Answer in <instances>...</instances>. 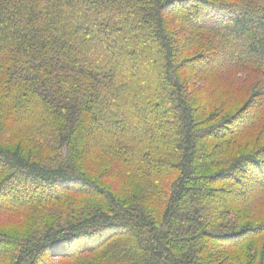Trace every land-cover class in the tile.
Masks as SVG:
<instances>
[{
    "label": "trees",
    "instance_id": "obj_1",
    "mask_svg": "<svg viewBox=\"0 0 264 264\" xmlns=\"http://www.w3.org/2000/svg\"><path fill=\"white\" fill-rule=\"evenodd\" d=\"M262 202L264 0H0V264H264Z\"/></svg>",
    "mask_w": 264,
    "mask_h": 264
},
{
    "label": "rangeland",
    "instance_id": "obj_2",
    "mask_svg": "<svg viewBox=\"0 0 264 264\" xmlns=\"http://www.w3.org/2000/svg\"><path fill=\"white\" fill-rule=\"evenodd\" d=\"M190 4L188 3V4H186V5H183L185 8H187L188 6H189ZM190 7V6H189ZM229 53V55H230V53H232L231 51H229V49L228 50H225L224 52H223V55L224 54H228ZM238 104H239V102H237V104H235V107L236 106H238ZM210 106L212 105V104H209ZM248 113V111L246 112V114ZM254 133V135H256L257 134V132L256 131H253ZM250 142H252V141H250ZM241 146H242V143H241ZM108 181H113L112 179H108ZM33 185H30V186H28L27 187V190L29 189V188H31ZM15 188H12L11 190H14ZM54 191V189H53V187L52 186H50V187H47V192L48 193H52ZM263 204H264V202H262ZM258 213H260L261 215H263L264 216V205L263 206H261L259 209H258ZM23 223V219L22 218H20V216L18 215V214H15L14 212L12 213V214H5V213H0V226L1 225H3V224H7L8 225V227L9 228H12V227H14V226H16V225H19V224H22Z\"/></svg>",
    "mask_w": 264,
    "mask_h": 264
}]
</instances>
